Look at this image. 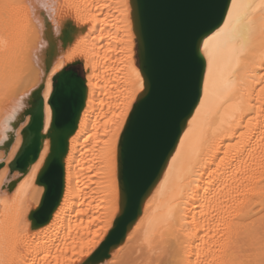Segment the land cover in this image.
Segmentation results:
<instances>
[{"label": "bare ground", "instance_id": "bare-ground-1", "mask_svg": "<svg viewBox=\"0 0 264 264\" xmlns=\"http://www.w3.org/2000/svg\"><path fill=\"white\" fill-rule=\"evenodd\" d=\"M222 29L209 45L211 65L201 46L202 94L166 169L124 240L103 258L95 252L119 214L117 136L131 113L129 98L141 94L136 72L143 76L130 0H0V264H81L100 237L84 257L90 264H258L264 0H231L224 21L203 39ZM75 62L84 67L85 103L67 140L62 195L41 222L33 213L46 191L38 180L50 153L51 85ZM41 83V149L20 170L13 160ZM22 96L23 122L21 113L8 121Z\"/></svg>", "mask_w": 264, "mask_h": 264}, {"label": "water", "instance_id": "water-1", "mask_svg": "<svg viewBox=\"0 0 264 264\" xmlns=\"http://www.w3.org/2000/svg\"><path fill=\"white\" fill-rule=\"evenodd\" d=\"M231 0H130L137 42L138 65L146 87L138 96L119 142V176L131 196L95 253L103 258L122 242L142 212L143 204L160 180L175 151L188 118L197 106L206 69L202 38L217 28ZM51 94L50 153L39 176L46 188L33 217L45 222L63 191V157L67 140L85 103L86 81L75 67L58 73ZM150 81V83H149ZM26 136L13 166L24 170L40 153L44 99L34 95ZM10 143V142H9ZM8 143V144H9Z\"/></svg>", "mask_w": 264, "mask_h": 264}, {"label": "snow or ice", "instance_id": "snow-or-ice-1", "mask_svg": "<svg viewBox=\"0 0 264 264\" xmlns=\"http://www.w3.org/2000/svg\"><path fill=\"white\" fill-rule=\"evenodd\" d=\"M223 29L221 31H218L216 33H214L212 36H210L207 40H204L202 38V44H203V51L205 53H207L208 56V60H209V64L211 65V62L214 59V52L209 50V45L210 42L217 40L218 37H220L223 33ZM132 39H134V37H132ZM129 51H131V49H129ZM61 68L64 67V64L61 62ZM211 70V69H210ZM59 74H57L58 76ZM136 75L138 77V90H140L141 92L145 89L146 87V79L145 77L141 76L139 72H136ZM57 76L53 77V84L51 85L52 88V92H55L56 90V83H57ZM150 83V81H149ZM45 86L43 83L39 84L36 87L35 92L33 93V95L37 96L41 102V104L43 103V92H44ZM25 97H21L20 99V103L18 104V106L16 108L13 109V114L9 115L7 117L8 121H11L12 119L15 118L17 113H21L20 115V121L23 122V114H22V110H24L26 108V105L23 103ZM49 105L51 106L52 104V100H51V94L49 95ZM139 101L136 95H132L129 98L128 104H127V108L132 111L134 113L135 111V107L134 105H138ZM51 110V108H50ZM125 115H127V113H125ZM123 127V126H121ZM122 139L121 136H117V141L119 142ZM131 196V192L127 186V184H122L121 180H120V176H119V169L117 170V177H116V182H115V202H116V212L118 213L121 208L125 205L126 201L130 198ZM105 231H107V228L105 229ZM99 239H103V237H100ZM99 239L98 240H94L91 242L90 247H89V251L87 253H82V260H81V264H90V260L85 259V256H91L92 255V250L96 248V246L99 243Z\"/></svg>", "mask_w": 264, "mask_h": 264}, {"label": "rangeland", "instance_id": "rangeland-1", "mask_svg": "<svg viewBox=\"0 0 264 264\" xmlns=\"http://www.w3.org/2000/svg\"><path fill=\"white\" fill-rule=\"evenodd\" d=\"M136 48H137V45H136ZM135 58H136V62L138 64L137 52H136V57ZM75 63H77L76 66H75V68H77L82 73V75L85 76V74H84V67H83L82 63L81 62H75ZM11 65L13 66V64H11ZM10 68H12V67H10ZM6 71L7 72L10 71L9 66H8V69L6 68ZM261 237H262L261 238L262 242H264V233L261 234ZM254 248H258L257 251H256V253L258 254V257H257L258 264H264V244H262V245H259V244L258 245H255Z\"/></svg>", "mask_w": 264, "mask_h": 264}, {"label": "trees", "instance_id": "trees-1", "mask_svg": "<svg viewBox=\"0 0 264 264\" xmlns=\"http://www.w3.org/2000/svg\"><path fill=\"white\" fill-rule=\"evenodd\" d=\"M77 63H72L70 65H68L66 68H70V67H75Z\"/></svg>", "mask_w": 264, "mask_h": 264}]
</instances>
